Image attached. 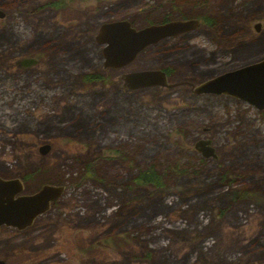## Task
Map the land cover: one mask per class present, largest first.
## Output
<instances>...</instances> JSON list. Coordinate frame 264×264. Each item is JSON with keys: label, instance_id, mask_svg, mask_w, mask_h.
<instances>
[{"label": "rangeland", "instance_id": "obj_1", "mask_svg": "<svg viewBox=\"0 0 264 264\" xmlns=\"http://www.w3.org/2000/svg\"><path fill=\"white\" fill-rule=\"evenodd\" d=\"M0 11V178L27 195L64 188L29 227L0 228V261L264 264V110L191 93L264 59V0H0ZM167 16L210 24L103 68L102 24ZM157 70L165 86L123 87V74ZM150 165L161 188L133 183Z\"/></svg>", "mask_w": 264, "mask_h": 264}, {"label": "water", "instance_id": "obj_2", "mask_svg": "<svg viewBox=\"0 0 264 264\" xmlns=\"http://www.w3.org/2000/svg\"><path fill=\"white\" fill-rule=\"evenodd\" d=\"M3 14L0 11V18ZM199 21L174 20L161 24H150L136 29L125 20L102 24L94 38L102 46V66L105 69H120L130 64L143 49L157 44L167 38L177 37L194 30ZM253 29L258 31V24ZM35 64L34 59H21L19 66L27 68ZM123 87L126 90H137L152 86H165L166 76L161 71H142L123 74ZM193 95H221L243 101L256 111L264 110V59L227 71L192 87ZM48 145L39 147L44 155ZM194 150L203 158L212 156L209 142L199 140ZM62 186L43 185L32 194H24L20 179L0 178V228H11L18 231L29 227L33 220L45 213L52 202L63 193ZM0 264H4L0 261Z\"/></svg>", "mask_w": 264, "mask_h": 264}, {"label": "trees", "instance_id": "obj_3", "mask_svg": "<svg viewBox=\"0 0 264 264\" xmlns=\"http://www.w3.org/2000/svg\"><path fill=\"white\" fill-rule=\"evenodd\" d=\"M167 21H170L168 16L161 18V19H155L154 21H149V23L150 24H161ZM199 23L205 26H209L210 24L208 19H205V18H202L201 21H199ZM83 79L89 82V81L97 80L98 77L96 75H86L83 77ZM85 174H91V169L85 170ZM226 179L227 178L224 176L222 180L224 181ZM133 183L136 186H141V187L145 186V187L161 188L163 186V179H162V176L154 169V167L150 165V166L145 167L144 169H140L137 171V174L133 178ZM54 202H52V204Z\"/></svg>", "mask_w": 264, "mask_h": 264}]
</instances>
